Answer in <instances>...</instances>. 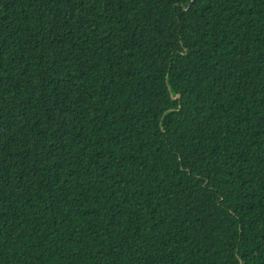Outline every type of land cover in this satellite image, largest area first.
<instances>
[{"label":"trees","instance_id":"1","mask_svg":"<svg viewBox=\"0 0 264 264\" xmlns=\"http://www.w3.org/2000/svg\"><path fill=\"white\" fill-rule=\"evenodd\" d=\"M0 264H264V0H0Z\"/></svg>","mask_w":264,"mask_h":264}]
</instances>
